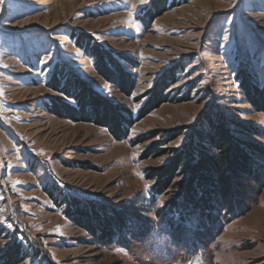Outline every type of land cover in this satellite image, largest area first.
<instances>
[{"label":"rangeland","instance_id":"1","mask_svg":"<svg viewBox=\"0 0 264 264\" xmlns=\"http://www.w3.org/2000/svg\"><path fill=\"white\" fill-rule=\"evenodd\" d=\"M84 89L121 107L120 138ZM259 93L264 0H0V264H264ZM212 122L259 177L233 213L195 181ZM75 197L109 242L65 213Z\"/></svg>","mask_w":264,"mask_h":264},{"label":"trees","instance_id":"2","mask_svg":"<svg viewBox=\"0 0 264 264\" xmlns=\"http://www.w3.org/2000/svg\"><path fill=\"white\" fill-rule=\"evenodd\" d=\"M91 93L92 92L86 89L81 92L82 97L80 101L83 102L84 100L83 103L85 105L83 108V112H85L84 116L89 118V114L87 113L90 112V114L93 115V119L91 120L98 125L109 128L117 138H120L125 130V127H123L124 117L120 111L121 107L114 106L111 102ZM258 95L260 97L254 103L258 106L260 104V107H264V95L260 93ZM88 108L90 111L87 110ZM128 123H131L130 120L127 121V124ZM212 125V130L205 132L204 135L207 136L210 146L216 150V154L211 155L207 154L205 151L201 152L200 160L193 171L197 173L200 171L199 168H201L202 172L200 173L201 175H197L198 178H196L195 181L200 180L199 183L204 185L206 193L211 194L214 190V193L219 195L218 199L222 207L233 213L236 206L237 196L245 193L247 180H250L253 177L258 180L259 177L255 175L253 166L249 163V156L245 152L240 151L233 143L234 137L228 127L222 124L214 126L213 122ZM168 181V175L160 181L158 184L159 189H157L159 193L166 188ZM205 184H208L209 186L206 187ZM190 189H194V186L192 185ZM63 199L65 201L64 204L66 205L65 213L72 220L81 223L87 231L92 232L93 234H95L93 227L96 225L101 226L103 229L101 237L107 242L111 240L114 228L112 223L114 221L111 219L102 220L101 214H99V208L103 209V206L99 207L98 205L97 207L94 203H86L82 199L76 197ZM192 203H196L195 206L202 208L207 207L210 209L212 206L209 204L210 202L205 200L199 202L198 200L193 199ZM115 212L118 213L117 211ZM114 218L117 226L121 228L123 226V221L120 215L115 216ZM14 260L15 259L13 258L11 261L14 262Z\"/></svg>","mask_w":264,"mask_h":264},{"label":"bare ground","instance_id":"3","mask_svg":"<svg viewBox=\"0 0 264 264\" xmlns=\"http://www.w3.org/2000/svg\"><path fill=\"white\" fill-rule=\"evenodd\" d=\"M12 59V58H11Z\"/></svg>","mask_w":264,"mask_h":264}]
</instances>
